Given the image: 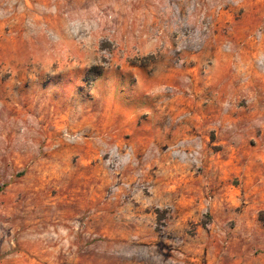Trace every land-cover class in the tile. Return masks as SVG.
Returning <instances> with one entry per match:
<instances>
[{"label":"rangeland","instance_id":"374dc122","mask_svg":"<svg viewBox=\"0 0 264 264\" xmlns=\"http://www.w3.org/2000/svg\"><path fill=\"white\" fill-rule=\"evenodd\" d=\"M218 33L246 70L264 0H0V264H264V128L244 76L213 122Z\"/></svg>","mask_w":264,"mask_h":264},{"label":"crops","instance_id":"0c3cea01","mask_svg":"<svg viewBox=\"0 0 264 264\" xmlns=\"http://www.w3.org/2000/svg\"><path fill=\"white\" fill-rule=\"evenodd\" d=\"M257 9L259 8L258 5L255 6ZM175 10V9H174ZM225 26V25H223ZM223 29V28H222ZM212 45V44H218L217 49L209 50V54H207L206 58H210L214 62L217 63L216 65V85L214 84L209 88V92L211 94H217L216 98L220 101H222L218 107H212L210 110L216 112L215 118L216 121H213L214 123H218L217 126L220 127H226L228 125H231L232 122H235L237 120L236 116L231 113V109L226 107L224 103H226L225 99L227 97H230L229 95H237L238 97L242 94V87L240 90L236 89L234 87V81L239 80V78H242L243 76L250 80V90L248 92V95L250 98L253 99L251 108L248 112L247 116V123L250 125H257L262 128H264V53L258 54V52L254 50H250L249 56V67H247L246 70L241 71V65L235 66L233 72H229L230 75L226 76L223 75V71L219 73L221 68L223 66H220V60L222 58V55H224V48L228 44H236V40L228 39V37L221 36L220 33H218L213 38L211 37L204 45ZM203 45V44H202ZM181 55L188 56V53L186 49H182L180 52ZM241 58H239L240 60ZM238 60V61H239ZM213 70L210 69V74L212 77ZM213 77V78H214ZM163 93L156 92L154 93V98L159 97ZM230 102V101H228ZM233 103V108L235 107V102ZM213 106V105H212ZM172 110V109H171ZM235 111V110H234ZM172 115V113H171ZM238 119H241V117L237 116Z\"/></svg>","mask_w":264,"mask_h":264},{"label":"snow or ice","instance_id":"6c2138e0","mask_svg":"<svg viewBox=\"0 0 264 264\" xmlns=\"http://www.w3.org/2000/svg\"><path fill=\"white\" fill-rule=\"evenodd\" d=\"M143 71H144L146 77L154 78L155 73L158 72L159 69L158 68H153L151 66H148V67H145L143 69Z\"/></svg>","mask_w":264,"mask_h":264}]
</instances>
